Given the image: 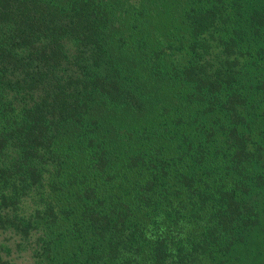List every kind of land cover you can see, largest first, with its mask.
<instances>
[{
    "label": "trees",
    "instance_id": "obj_1",
    "mask_svg": "<svg viewBox=\"0 0 264 264\" xmlns=\"http://www.w3.org/2000/svg\"><path fill=\"white\" fill-rule=\"evenodd\" d=\"M138 2L0 0V230L41 263L237 264L264 231V0H183L165 45Z\"/></svg>",
    "mask_w": 264,
    "mask_h": 264
},
{
    "label": "rangeland",
    "instance_id": "obj_2",
    "mask_svg": "<svg viewBox=\"0 0 264 264\" xmlns=\"http://www.w3.org/2000/svg\"><path fill=\"white\" fill-rule=\"evenodd\" d=\"M139 3V0H131ZM150 8L149 17H153L152 39L155 43L165 45L171 39V33H179V13L183 0H140ZM168 62L176 59L184 61L180 54H168ZM177 62V61H175ZM255 235V236H254ZM252 235L250 245L236 249L234 253L237 264H264V231L260 229ZM33 238L31 239V241ZM0 254L6 260V264H52L53 262H40L33 256L31 243L20 241L19 237L9 231L0 230Z\"/></svg>",
    "mask_w": 264,
    "mask_h": 264
}]
</instances>
